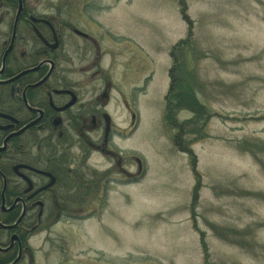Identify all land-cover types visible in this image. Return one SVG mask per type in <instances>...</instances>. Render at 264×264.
<instances>
[{
	"label": "rangeland",
	"instance_id": "374dc122",
	"mask_svg": "<svg viewBox=\"0 0 264 264\" xmlns=\"http://www.w3.org/2000/svg\"><path fill=\"white\" fill-rule=\"evenodd\" d=\"M94 2L104 5L94 16L119 50L112 83L136 98L139 110L137 128L117 144L127 163L134 165L131 155L140 159L143 176L111 185L99 214L61 219L34 235L36 264H264V0ZM180 3L193 35L174 49L178 75L203 114L181 103L174 111L178 126L185 123L179 130L163 116L170 52L187 33ZM135 85L142 86L137 97ZM114 102L110 114L121 126L122 107ZM177 134L193 140L196 197L189 159L173 144Z\"/></svg>",
	"mask_w": 264,
	"mask_h": 264
},
{
	"label": "flooded vegetation",
	"instance_id": "af4514ba",
	"mask_svg": "<svg viewBox=\"0 0 264 264\" xmlns=\"http://www.w3.org/2000/svg\"><path fill=\"white\" fill-rule=\"evenodd\" d=\"M103 7L0 0V264H36L34 235L99 214L111 185L143 176L138 157L127 163L117 144L137 128L139 110L112 83L119 50L94 16Z\"/></svg>",
	"mask_w": 264,
	"mask_h": 264
},
{
	"label": "trees",
	"instance_id": "16d2710c",
	"mask_svg": "<svg viewBox=\"0 0 264 264\" xmlns=\"http://www.w3.org/2000/svg\"><path fill=\"white\" fill-rule=\"evenodd\" d=\"M183 1V0H182ZM181 5V15L182 19L186 22L187 24V33L186 37L179 40L175 46L172 48L170 55L173 58V65L172 67L168 70V76H169V87L168 91L164 96L165 100V108H164V120L166 123H169L170 126L172 127H178L179 130L184 128V122L180 123L179 126L177 124L176 118L174 111L181 108L179 105L182 103L185 108H187L190 112L194 113L195 115H200L203 114V105L199 103L198 100L193 95V90L189 86L188 83L184 81L182 76L177 74V70H179V67L177 66L178 62L176 61V57L174 54V49L180 48L182 46H187L190 42V39L193 35L192 33V25H191V19L188 18L187 14V9L184 5ZM196 116L193 119L194 123H196ZM207 119V118H206ZM199 120V117H198ZM185 122H190V120H186ZM206 135L203 134L200 136V138L205 137ZM193 142L192 139L187 140L184 142V140L177 134L173 138V144L176 147L178 151L184 152L189 156V162H190V167L193 172L194 180H195V185L192 188V195L194 197L197 196L198 189L200 187V175L196 171V157L193 154V152L190 149V144ZM263 148L261 150L264 151V144L262 145ZM241 148V146H238ZM242 150H245L241 148ZM253 153V151H250ZM246 194L249 195H254L257 197L260 194H257L255 192H246Z\"/></svg>",
	"mask_w": 264,
	"mask_h": 264
}]
</instances>
